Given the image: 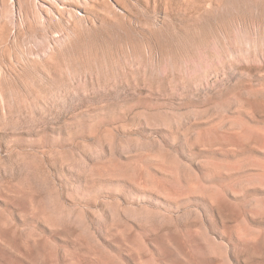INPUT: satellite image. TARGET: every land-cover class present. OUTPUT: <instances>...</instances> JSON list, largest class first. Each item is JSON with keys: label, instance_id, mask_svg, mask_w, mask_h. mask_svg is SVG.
<instances>
[{"label": "rangeland", "instance_id": "obj_1", "mask_svg": "<svg viewBox=\"0 0 264 264\" xmlns=\"http://www.w3.org/2000/svg\"><path fill=\"white\" fill-rule=\"evenodd\" d=\"M0 264H264V0H0Z\"/></svg>", "mask_w": 264, "mask_h": 264}]
</instances>
